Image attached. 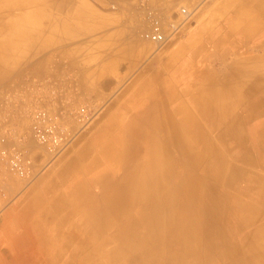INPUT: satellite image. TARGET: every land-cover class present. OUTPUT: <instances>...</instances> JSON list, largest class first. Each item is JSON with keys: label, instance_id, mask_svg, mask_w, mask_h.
I'll return each instance as SVG.
<instances>
[{"label": "crops", "instance_id": "obj_1", "mask_svg": "<svg viewBox=\"0 0 264 264\" xmlns=\"http://www.w3.org/2000/svg\"><path fill=\"white\" fill-rule=\"evenodd\" d=\"M92 17L33 53L35 90L126 89L36 182L0 170V264H264V0H211L142 74L134 23Z\"/></svg>", "mask_w": 264, "mask_h": 264}, {"label": "rangeland", "instance_id": "obj_2", "mask_svg": "<svg viewBox=\"0 0 264 264\" xmlns=\"http://www.w3.org/2000/svg\"><path fill=\"white\" fill-rule=\"evenodd\" d=\"M34 3H27V0H8L7 7H0V23L5 26L0 29V43L1 41H9L11 37L12 44L7 47L0 45V107L4 110V117L0 121L6 123L7 126L0 131V135H6L11 143H25L28 135L32 136L35 143L40 145L32 132L33 118L32 113L35 109L40 107L56 108L61 107L70 112V118L73 117L80 108L84 107L86 113L91 116L84 126H81L76 120L74 125L77 133L74 141L69 146L72 147L79 139L87 134L92 126L100 119L107 108L111 105L110 102L115 103L120 100L116 95L122 89H126L127 83L120 86L107 99L96 97L93 95H80L77 97H58L56 95H46L41 90L36 92L35 87L38 88V81L32 77L29 72V63L33 61V53L40 49L43 45L58 46L69 39L71 27L75 29L74 37L76 40L82 42L81 38L86 30V22L92 17L99 15L117 16L125 15V21H131L136 26V37L140 44L146 45L149 48L148 54L140 61L137 74L147 73L153 64L160 61L165 54V45L157 47L151 41L146 40L142 36L143 20L136 15L135 4L131 0H30ZM8 2V4H7ZM184 6L196 11L191 18V21L184 27L182 33L186 32L191 27V22L195 21L196 14L206 8L211 0H183ZM22 3V4H19ZM112 3H116L117 7L113 9ZM181 3H178L180 5ZM59 6V7H58ZM67 6V8H66ZM63 8V9H62ZM168 11V21L171 20L172 14L177 12V2H170L166 7ZM33 10H39L37 17V28H27L19 31L11 26V21L18 15L19 18H26L28 13ZM66 11V12H65ZM31 15V14H29ZM25 16V17H24ZM93 18V17H92ZM31 19V18H30ZM29 19H27V22ZM33 21V19H31ZM43 22L42 27L40 22ZM48 21V22H46ZM49 25V26H47ZM98 26V25H95ZM1 28V27H0ZM70 30V31H69ZM181 33V34H182ZM178 35L170 41H175L180 37ZM91 42H95L90 40ZM55 55V59H58ZM28 65V66H27ZM157 67V65H156ZM25 85L29 89L25 90ZM41 88V87H40ZM123 93V92H122ZM116 96V97H115ZM72 121V120H71ZM73 123V121H72ZM24 148V147H23ZM26 149V148H25ZM27 156L31 159L32 164L27 176L22 177L13 172L8 163L0 157V170L4 169L7 175H14L21 179H30V183L36 182L37 178L47 172L49 167H52L62 156V154L54 159L49 158L40 164L39 171L33 175V165L37 162L36 158L28 153ZM1 195L0 202L4 198L5 185L0 182Z\"/></svg>", "mask_w": 264, "mask_h": 264}, {"label": "built area", "instance_id": "obj_3", "mask_svg": "<svg viewBox=\"0 0 264 264\" xmlns=\"http://www.w3.org/2000/svg\"><path fill=\"white\" fill-rule=\"evenodd\" d=\"M131 1L135 4L136 15L141 17L144 23L142 36L159 48L174 37L181 35L196 11V8L190 9L184 6L183 0ZM170 2H177V12L172 14L171 20L168 21L169 14L166 7ZM178 3L181 4L178 5ZM111 7L115 9L117 4L112 3ZM32 114V132L42 148L47 151L49 160L58 158L74 141L77 134L74 132L76 130L74 120L84 126L91 119L84 107L80 108L71 118L70 112L61 107H40ZM0 157L8 163L13 172L22 177L28 175L32 161L27 156L26 149L16 143H11L6 135H0Z\"/></svg>", "mask_w": 264, "mask_h": 264}, {"label": "bare ground", "instance_id": "obj_4", "mask_svg": "<svg viewBox=\"0 0 264 264\" xmlns=\"http://www.w3.org/2000/svg\"><path fill=\"white\" fill-rule=\"evenodd\" d=\"M6 1H8V0H0V7L1 6H4V5H6ZM35 1H30V0H27V3H34ZM7 4H8V2H7ZM19 4H22V3H19ZM4 7H7V6H4ZM59 7V6H58ZM66 8H67V6H66ZM63 9V8H62ZM40 11L39 10H33V11H31V13H28L27 15H25V16H27L26 18H23V19H21V18H19V16H21V15H18L17 17H15L14 19H12V21H11V26H14V28L15 29H17V30H19V31H22L23 29H27V28H37L38 27V25H37V22H38V20H37V18H35V17H37V15H38V13H39ZM66 12V11H65ZM29 14H31V15H29ZM24 16V17H25ZM33 19V21H31V19ZM27 19H29V21L27 22ZM46 22H48V21H46ZM40 24H41V26L40 27H42V25H43V22L41 21L40 22ZM5 25L4 24H1L0 23V29H5V28H3ZM47 26H49V25H47ZM144 38V37H143ZM9 41H1V43H0V45L1 46H5V47H7V46H10L11 44H12V39H11V37L8 39ZM172 145V144H171ZM176 149V148H175ZM183 155V154H182ZM195 161V160H194ZM222 162V161H221ZM222 164V163H221ZM220 164V165H221ZM226 165V164H225ZM185 168V167H184ZM222 169V168H221ZM212 173V172H211ZM263 174V173H262ZM264 175V174H263ZM225 176V175H224ZM186 183V182H185ZM178 184V183H177ZM188 184V183H187ZM261 187V186H260ZM191 188H193V187H191ZM184 189V188H183ZM190 189V188H189ZM187 191V190H186ZM185 192V191H184ZM166 193V192H165ZM188 193V192H187ZM205 194V193H204ZM183 195H181V197H182ZM187 196H188V194H187ZM113 197V196H112ZM162 199V198H161ZM183 199H184V197H183ZM191 199V198H190ZM201 199H202V197H201ZM185 201V200H184ZM162 202V201H161ZM189 202H190V200H189ZM192 202H193V200H192ZM165 203V202H164ZM199 203V202H198ZM203 203V202H202ZM169 204H172V203H169ZM164 205V204H163ZM174 204H172L171 206H173ZM195 207V206H194ZM167 208V207H166ZM168 208H171V207H168ZM175 208H176V206H175ZM202 208V207H201ZM172 209H174V207L172 208ZM176 212H178V211H176ZM181 212V211H180ZM198 213V212H197ZM135 214V213H134ZM168 214H169V212H168ZM174 214V213H173ZM197 215V214H196ZM133 216V215H132ZM178 216H180V215H178ZM169 217V216H168ZM172 219V218H171ZM170 219V220H171ZM174 219V218H173ZM188 219V218H187ZM199 219V218H198ZM169 220V219H168ZM175 220V222H176V219H174ZM193 220V219H192ZM196 221V220H195ZM178 222V221H177ZM168 223H169V221H168ZM174 223V222H173ZM191 223V222H190ZM186 224V223H185ZM143 226V225H142ZM145 226V225H144ZM171 226H172V228H173V224H171ZM147 227V226H146ZM145 229V228H144ZM263 230V229H262ZM91 231V230H90ZM184 232V231H183ZM171 233V232H170ZM181 233V232H180ZM179 233V234H180ZM264 233V232H263ZM174 234V233H173ZM178 234V235H179ZM98 235V234H97ZM177 235V234H176ZM249 235V234H248ZM251 235V234H250ZM90 238H91V236H90ZM170 238V237H169ZM178 238V237H177ZM184 238V237H183ZM185 239V238H184ZM106 240V239H105ZM169 240V239H168ZM175 240V239H174ZM90 241V240H89ZM93 241V240H92ZM155 241V240H154ZM171 241V240H170ZM122 243V242H121ZM116 245V244H115ZM118 245V244H117ZM183 245H184V243H183ZM181 247V246H180ZM173 248V247H172ZM171 248V249H172ZM120 249V248H119ZM175 249V248H174ZM97 252V251H96ZM171 252V251H170ZM175 254V253H174ZM181 254V253H180ZM168 255V254H167ZM263 255V254H262ZM169 256V255H168ZM180 256V255H179ZM171 257H173V256H171ZM262 257V256H261ZM168 258V257H167ZM170 259V258H169ZM177 260V259H176ZM180 260H182V259H180ZM262 260V259H261ZM182 263V262H181ZM71 264V263H70ZM156 264H157V262H156ZM173 264H174V261H173Z\"/></svg>", "mask_w": 264, "mask_h": 264}]
</instances>
